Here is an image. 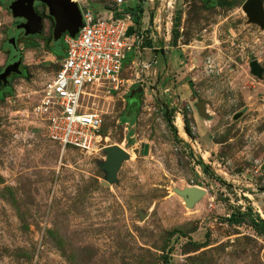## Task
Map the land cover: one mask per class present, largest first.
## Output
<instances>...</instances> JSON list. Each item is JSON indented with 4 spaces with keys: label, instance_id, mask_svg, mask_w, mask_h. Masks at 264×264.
<instances>
[{
    "label": "rangeland",
    "instance_id": "1",
    "mask_svg": "<svg viewBox=\"0 0 264 264\" xmlns=\"http://www.w3.org/2000/svg\"><path fill=\"white\" fill-rule=\"evenodd\" d=\"M133 1L118 11L141 5L139 51L115 89L85 96L99 145L130 154L108 186L102 149L62 148L31 113L57 68L50 19L40 48L20 44L26 74L0 95V264H264L251 224L264 219V28L245 0ZM0 3L1 70L13 16ZM191 185L206 192L189 207L176 189Z\"/></svg>",
    "mask_w": 264,
    "mask_h": 264
},
{
    "label": "built area",
    "instance_id": "2",
    "mask_svg": "<svg viewBox=\"0 0 264 264\" xmlns=\"http://www.w3.org/2000/svg\"><path fill=\"white\" fill-rule=\"evenodd\" d=\"M72 1L81 11L82 26L73 37L63 35V55L56 60L57 68L40 90L31 113L43 121L48 137L62 148L91 152L102 149L103 119L85 96L92 94L93 86L108 91L117 87L129 57L126 54L139 51L140 36L135 35L130 13L118 11L125 0H112L101 8H93L89 0ZM129 26L133 33L126 36Z\"/></svg>",
    "mask_w": 264,
    "mask_h": 264
},
{
    "label": "water",
    "instance_id": "3",
    "mask_svg": "<svg viewBox=\"0 0 264 264\" xmlns=\"http://www.w3.org/2000/svg\"><path fill=\"white\" fill-rule=\"evenodd\" d=\"M39 1L46 5L47 15L52 18V37L53 41L57 42L63 34L68 33L74 36L79 27L82 26V15L78 4L72 0H12L8 9L13 17L23 18L24 22L18 24L19 28L24 29V34H40L43 30V16L34 8V2ZM242 10L246 13L248 20L257 23L261 28H264V9L262 0H245L241 5ZM122 18V15L118 16ZM133 33V26H129L126 31V36ZM22 54L15 53L10 59L6 69H12L16 74L21 73L20 63ZM252 72L261 73V67L255 59L250 62ZM9 74V73H8ZM141 90V87H138ZM105 152L104 161L101 168L106 172V179L103 184L108 186L110 182L117 179V173L123 160L130 158L129 152L118 144L107 145L102 148ZM176 192L184 197L185 205L192 207L205 194V189L196 185H191L182 189H176ZM141 219L146 216V213L138 212Z\"/></svg>",
    "mask_w": 264,
    "mask_h": 264
},
{
    "label": "flooded vegetation",
    "instance_id": "4",
    "mask_svg": "<svg viewBox=\"0 0 264 264\" xmlns=\"http://www.w3.org/2000/svg\"><path fill=\"white\" fill-rule=\"evenodd\" d=\"M6 1H7L6 8L8 9V5H9V3L12 0H6ZM21 1L23 2V1H26V0H21ZM0 2H1V0H0ZM0 5H3V4L0 3ZM39 5H41L42 6V9H43V11L41 13L37 10V7ZM34 8L43 17L49 18L50 21H51V23H52V18L46 14L47 13V7H46V5L44 3L39 2V1H35L34 2ZM11 15H12V13H11ZM16 19H17L16 17H13V19H12L13 27L11 29V32L9 33L10 36L8 37V40H7V43H8L7 60L4 63V66L0 70V95H2L5 91H7L10 88V81L12 80L13 77H15L17 75H24V74H26L25 68H24V66L22 64V61L20 63V68L22 69L20 74H16V72H14L12 69L8 70L7 73L5 72V74H4V70L6 69V67H7L10 59L12 58V56H14V54L17 53V52L22 54V50H21L20 44L21 43H31V44H35V42H33V40L36 37L42 36V34H43V30H42V32L40 34H33V35L27 34V35H25L24 34V29L18 27V24L21 23V22H24L25 19L18 18L17 21H16ZM43 24H44V22H43ZM63 35L60 38L61 40H63ZM58 41L57 42H54L53 41L52 34H51V44L48 43V46L51 47V50H56V51L59 50L60 44L58 43ZM35 47L36 48L37 47L40 48L41 45L37 43V44L34 45V48ZM22 60H23V54H22Z\"/></svg>",
    "mask_w": 264,
    "mask_h": 264
},
{
    "label": "trees",
    "instance_id": "5",
    "mask_svg": "<svg viewBox=\"0 0 264 264\" xmlns=\"http://www.w3.org/2000/svg\"><path fill=\"white\" fill-rule=\"evenodd\" d=\"M129 11L137 13L134 18H136V21L138 23L139 22L140 13L142 12L141 6L131 7V8H129ZM251 224L254 226V228L256 230H258V231L262 230L264 232V219L263 218H259V220L254 219V220L251 221Z\"/></svg>",
    "mask_w": 264,
    "mask_h": 264
},
{
    "label": "crops",
    "instance_id": "6",
    "mask_svg": "<svg viewBox=\"0 0 264 264\" xmlns=\"http://www.w3.org/2000/svg\"><path fill=\"white\" fill-rule=\"evenodd\" d=\"M90 2L92 1V2H96V1H93V0H89ZM98 2V1H97ZM139 2V0H136V1H133L132 3H138ZM124 3V2H123ZM100 4L102 5V4H104V3H101L100 2ZM107 4V3H106ZM121 5V4H120ZM131 7H136V6H141L140 4H136V5H130ZM131 7H129V8H131ZM137 13L135 12H130V15H131V24L132 25H135V23H134V17H135V15H136ZM141 16V15H140ZM140 18V17H139ZM55 52V51H54ZM50 54V57H51V59H53V60H56V58L57 59H59L62 55H63V50L61 51V50H57V53H49ZM56 54H58L59 55V57H55L56 56ZM260 207H262L263 208V210H264V202H263V204H262V206L260 205Z\"/></svg>",
    "mask_w": 264,
    "mask_h": 264
},
{
    "label": "bare ground",
    "instance_id": "7",
    "mask_svg": "<svg viewBox=\"0 0 264 264\" xmlns=\"http://www.w3.org/2000/svg\"><path fill=\"white\" fill-rule=\"evenodd\" d=\"M180 125V124H179Z\"/></svg>",
    "mask_w": 264,
    "mask_h": 264
}]
</instances>
